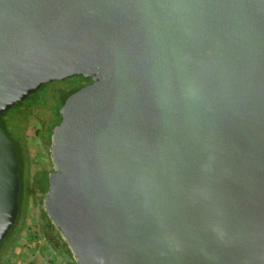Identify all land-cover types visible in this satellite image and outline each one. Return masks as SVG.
<instances>
[{
	"label": "water",
	"instance_id": "1",
	"mask_svg": "<svg viewBox=\"0 0 264 264\" xmlns=\"http://www.w3.org/2000/svg\"><path fill=\"white\" fill-rule=\"evenodd\" d=\"M73 76L42 204L76 264H264V0H0V240L1 115Z\"/></svg>",
	"mask_w": 264,
	"mask_h": 264
},
{
	"label": "rangeland",
	"instance_id": "2",
	"mask_svg": "<svg viewBox=\"0 0 264 264\" xmlns=\"http://www.w3.org/2000/svg\"><path fill=\"white\" fill-rule=\"evenodd\" d=\"M76 83L78 79L70 77L61 84L69 88ZM55 87L54 84L44 88L43 92L47 95L42 104L45 106L36 103L28 109L25 106L20 108L26 114L22 175L29 185L35 183L36 178L40 179L43 173L52 170L50 144L46 143L44 135L47 134V125L53 126L57 121L55 111L59 105V96L54 91ZM44 195L37 186L33 187L32 194L23 199L24 217L17 224L8 243L0 247V264H76L68 246L63 245L64 240L59 231L43 214Z\"/></svg>",
	"mask_w": 264,
	"mask_h": 264
},
{
	"label": "trees",
	"instance_id": "3",
	"mask_svg": "<svg viewBox=\"0 0 264 264\" xmlns=\"http://www.w3.org/2000/svg\"><path fill=\"white\" fill-rule=\"evenodd\" d=\"M80 77L82 79L87 78V80L91 81V79L89 77H84V76H80ZM61 83H62V81H53L49 84L42 85L37 91L29 94L26 97V99H24L23 101H21L20 103H18L16 105L12 106L11 108H9L5 112H3V114L1 115V121H2L3 128L6 130L7 134L9 135L11 140L13 141L15 149H16V157H17V161L19 164L18 176H19L20 187H19V193H18V204H19L18 215L16 217L14 225L9 230L8 234L2 240H0V247L4 244L8 243V240L10 239V237L12 236V234L16 230L17 224L24 217V210L25 209L23 208V199H25V196L28 197V195L32 194L33 193V187H37V186L45 193L47 190V185H48L47 175L49 173H43L40 176V179L36 178L35 183H33L32 185L27 184V181L25 180V178H23L22 162H23V155H24L23 151H24V147H25L24 132H25V127H26V119L24 116L26 114H23L20 111V108L25 106V108L27 107L26 109H28V107H30L31 105L36 104V103L43 105L42 101L45 98V96L47 95L46 92H43L44 88L55 84L56 87H55L54 91L59 96V105L57 106L56 111H55V114L57 117V121L55 122V124H56L59 121V117H60L59 112H58V108L61 107V105L63 104L64 100L66 99V97L68 95H70L71 93H73L74 91H76L77 89H79L80 87L83 86L80 83H76V84L70 86L69 88H64ZM43 106H45V105H43ZM53 126L47 125V128L44 127L46 129V133H47L44 135V138H45V141L47 144H50L51 128ZM43 214L47 218V220L50 221L48 219L45 211L43 212ZM63 245L67 247V244L65 241H63Z\"/></svg>",
	"mask_w": 264,
	"mask_h": 264
},
{
	"label": "flooded vegetation",
	"instance_id": "4",
	"mask_svg": "<svg viewBox=\"0 0 264 264\" xmlns=\"http://www.w3.org/2000/svg\"><path fill=\"white\" fill-rule=\"evenodd\" d=\"M73 77H75V79H78V83H80L81 85H85V84L90 82V80H87V78L82 79L80 76H73ZM67 79H65V80H67ZM65 80H63L62 82H64Z\"/></svg>",
	"mask_w": 264,
	"mask_h": 264
}]
</instances>
